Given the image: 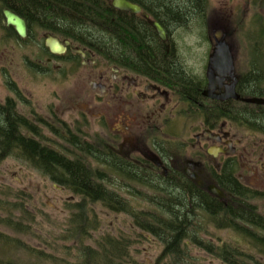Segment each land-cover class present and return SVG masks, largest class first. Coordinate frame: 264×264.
Here are the masks:
<instances>
[{
  "label": "flooded vegetation",
  "instance_id": "1",
  "mask_svg": "<svg viewBox=\"0 0 264 264\" xmlns=\"http://www.w3.org/2000/svg\"><path fill=\"white\" fill-rule=\"evenodd\" d=\"M19 1L0 0V119L62 161L21 159L25 166L56 193L90 199L72 189L64 168L82 166L92 187L101 184L107 199L125 202L130 230L143 237L168 219L183 235L215 225L248 239L264 236V51L256 56L264 43V0H127L138 13L101 0L110 33L103 56L66 35L62 20L28 15ZM39 1L78 18L75 9L96 10L81 0ZM5 11L25 22V36ZM17 153L0 146L7 158ZM145 191L152 194L147 199ZM192 191L217 201L215 223L204 206L174 207L176 220L154 205L183 194L191 203ZM141 196L148 206L136 214ZM152 243L160 252L152 264H202L192 252L206 251L191 239ZM234 246H216L221 254L211 258L235 264L227 258Z\"/></svg>",
  "mask_w": 264,
  "mask_h": 264
},
{
  "label": "trees",
  "instance_id": "2",
  "mask_svg": "<svg viewBox=\"0 0 264 264\" xmlns=\"http://www.w3.org/2000/svg\"><path fill=\"white\" fill-rule=\"evenodd\" d=\"M64 2H69L71 5L74 4L72 0H64ZM19 3L24 12L28 15H37L40 18L47 19L49 23L62 20L64 22L66 35L77 38V40L81 43L91 46V48L102 56L105 54L107 36L110 33L108 34L104 22L106 21L107 12L109 11L108 7H106L105 3L101 0H81V5H93L96 7V10H84L82 8V10L78 11L75 9V14H78L79 18L66 11L60 12L55 7L53 8L50 4L43 6L39 0H20ZM134 28L136 27H133V29ZM116 29H120V26H117ZM134 32L137 33V28ZM165 67L169 68L171 65L167 64ZM2 120L0 119V146L4 148L12 147L18 150L19 153L14 155L16 158L23 160L31 158L34 162L42 165L45 160H48V162L51 163L50 165L54 164L55 166L56 164L62 163L60 157L53 153L45 152L35 142L18 136L16 133L17 131L12 129L13 126ZM7 157H9V155H0V160ZM64 168L68 178L75 182V186L72 189L78 194L90 198L84 199L85 201L101 203L104 208H108L109 210L112 207V211L116 212H121L125 209L126 204L122 199H107L108 191L101 184H97L96 187H92L90 181L91 174L82 166L66 163ZM98 178H101L100 173H98ZM198 194L199 193L192 191V197L194 198L191 199V203L188 201L185 194H183L180 199H156L159 200L161 205L154 204V201L152 203L161 209V214L163 211L164 213L173 212V216L176 220L181 217L179 212H176V210L185 212L189 208V204L192 206L191 211H193V207H196V205L204 206L205 210L208 212V214H206L207 219L212 223H215L219 212V204L214 199H198ZM26 204V199H21L20 197L12 200L8 199V193H5L2 189V191H0V226H5L13 233L20 236L32 234L30 231H32L31 225H34L35 223V216L27 210ZM16 215L18 218H16ZM209 215L211 220L209 219ZM242 215L244 214L242 213ZM159 223L160 229L158 231H154L153 235L155 238H159L160 241H163L167 245L181 244L187 239H191L193 243H202L201 239H198L196 234L183 235L180 233L174 227L173 221H170V219L165 221L162 220ZM67 225V234H63L60 240L71 241L74 246L72 248H68V250L71 254L72 249H75L78 257L75 256V258L73 257L69 259L67 257L62 258L56 255H49L47 252L42 251L39 248L32 247V245L26 243L19 237L10 236L6 233L0 232V264L136 263L133 259H131L132 255L131 250L129 249L131 243L122 237L107 234L102 236L101 239L94 241L95 247L92 245L84 246L85 239H91L90 232L98 231L100 226L99 217L93 212V210L90 212V210H86V208L81 207L80 204L74 205L72 207L71 216L68 219ZM250 239L258 245L257 247L261 250L260 253L264 255V236H252ZM179 252L180 251H172L170 253L178 256ZM209 252L217 256L221 254V252L216 251V249H210ZM229 253L230 255H234L237 251H231ZM16 256H20V258L16 259ZM227 258L230 260L232 259V257ZM231 263L233 264V262Z\"/></svg>",
  "mask_w": 264,
  "mask_h": 264
},
{
  "label": "rangeland",
  "instance_id": "3",
  "mask_svg": "<svg viewBox=\"0 0 264 264\" xmlns=\"http://www.w3.org/2000/svg\"><path fill=\"white\" fill-rule=\"evenodd\" d=\"M182 46L184 47L185 45ZM185 51L187 55V47L186 49L183 48V52ZM241 51L243 52L244 49ZM263 51L264 43L261 41L256 46V56L259 57ZM85 72L86 70L81 71V73ZM0 187H2L0 191L3 189L5 193H8V199L10 200L19 197L21 199H26L27 210L35 216V223L31 225L32 231H30V233L32 232V234L20 236L13 233L5 226H0V232L19 237L26 243L32 245V247L39 248L49 255H56L62 258L67 257L69 259L75 258V256L78 257L75 249H72L71 254L68 250V248L74 246L71 241L60 240L63 234H67L68 219L71 216L72 207L76 204H80L81 207L90 210V212L93 210V212L98 215L100 221L98 231L90 232L91 239H85L84 246L92 245L95 247L94 241L101 239L104 235L110 234L112 236L125 238L131 243V246H129L132 255L131 259L136 262L132 264H152L160 253L159 249L151 246L155 238L154 236L143 237L134 234L130 230V217L133 216L131 213L112 212L108 210V208H104L101 203L85 201L83 197L77 194L75 196L74 193L70 191L60 195L56 193L57 191H55V188L51 184H47L44 181V177L39 171L25 166V162L19 158L12 157L0 160ZM141 194L144 195L145 199H147L149 195H152L151 193L148 194L146 191ZM145 199L141 196L143 206L140 207V209H136V214H140L142 209L148 206ZM126 200L130 202L129 199ZM16 218H18V216ZM220 220H225V218H220ZM198 239H201L206 251H204V249L203 251L193 250L192 253L194 258L199 257L202 259V264H221L222 258L218 257V259H212L217 255L212 254L209 250H214L216 246L222 244H238V246H234V249H237V253L228 256L232 257L231 260H233L235 264H264V255L260 253V248L248 245L251 244L250 239L246 236L239 235L236 231L219 230L215 225H209V230L203 231L202 234L198 236ZM228 249H231V247ZM19 258L20 256H16V259Z\"/></svg>",
  "mask_w": 264,
  "mask_h": 264
},
{
  "label": "water",
  "instance_id": "4",
  "mask_svg": "<svg viewBox=\"0 0 264 264\" xmlns=\"http://www.w3.org/2000/svg\"><path fill=\"white\" fill-rule=\"evenodd\" d=\"M114 5H115V8L120 9V10H126V11H129L132 13L140 12V8L138 6L131 4L127 0H116ZM5 16L7 18L8 23L10 25L15 26L18 33L21 36H25V34H26L25 22L21 18H19L18 16H16L14 13H12L10 11H5ZM154 27L156 28V30L160 33V35L162 37L165 36L164 30L159 24L155 23Z\"/></svg>",
  "mask_w": 264,
  "mask_h": 264
},
{
  "label": "bare ground",
  "instance_id": "5",
  "mask_svg": "<svg viewBox=\"0 0 264 264\" xmlns=\"http://www.w3.org/2000/svg\"><path fill=\"white\" fill-rule=\"evenodd\" d=\"M13 157H16V156H13Z\"/></svg>",
  "mask_w": 264,
  "mask_h": 264
}]
</instances>
